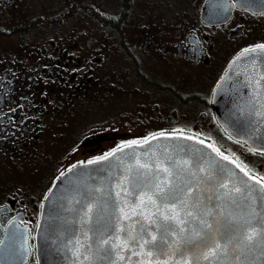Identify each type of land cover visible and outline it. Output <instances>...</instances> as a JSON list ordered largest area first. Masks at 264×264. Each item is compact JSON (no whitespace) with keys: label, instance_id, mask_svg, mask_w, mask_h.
<instances>
[{"label":"flooded vegetation","instance_id":"1","mask_svg":"<svg viewBox=\"0 0 264 264\" xmlns=\"http://www.w3.org/2000/svg\"><path fill=\"white\" fill-rule=\"evenodd\" d=\"M264 45V0H0V264H42L46 195L71 167L192 134L264 183L219 124L230 61Z\"/></svg>","mask_w":264,"mask_h":264},{"label":"water","instance_id":"2","mask_svg":"<svg viewBox=\"0 0 264 264\" xmlns=\"http://www.w3.org/2000/svg\"><path fill=\"white\" fill-rule=\"evenodd\" d=\"M212 103L230 136L264 152V49L230 61ZM104 157L73 166L46 195L36 238L42 264H264L258 252L236 260L231 246L227 256L203 259L224 243L229 216L238 231L255 228L264 238V183L233 158L185 133L156 134ZM194 230L207 233L203 244L184 242Z\"/></svg>","mask_w":264,"mask_h":264},{"label":"snow or ice","instance_id":"3","mask_svg":"<svg viewBox=\"0 0 264 264\" xmlns=\"http://www.w3.org/2000/svg\"><path fill=\"white\" fill-rule=\"evenodd\" d=\"M258 47L264 49V45H259ZM224 158L227 159V157ZM104 159H107V157H104ZM189 191H191V189H189ZM236 191H239V189H236ZM188 215L191 216L192 213L189 212ZM200 223L203 225V228L206 229H211L213 227L212 224L207 223L204 220H201ZM245 223H248L249 227H251L250 222L246 221ZM228 225V228H226L223 233L224 243L221 244L217 242L212 247L206 246L207 251L202 253L204 260L210 261L211 258L217 257L219 254H224L227 256L229 246H231L233 253H237L235 258L238 261L241 260L242 257L244 260H247L250 255L257 252L259 255H264V238L257 239V237H261L260 232H257L255 228H251V230L247 232L242 230L238 231V229H240L242 226L238 222L234 223L231 216H229ZM180 231L183 233L184 229L182 228ZM205 236H207V233L202 234V230H194V235L190 239L186 238L184 242L192 243V240L199 238L201 244H203ZM155 240L156 237L153 236L152 241H145V243H151ZM104 243H107V241H104ZM152 254L153 253L151 251L146 253L148 256H152Z\"/></svg>","mask_w":264,"mask_h":264}]
</instances>
